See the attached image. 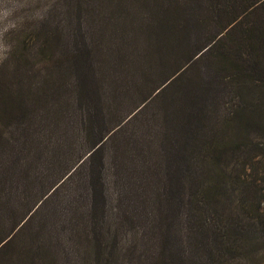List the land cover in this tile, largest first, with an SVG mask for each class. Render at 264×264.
Masks as SVG:
<instances>
[{
	"label": "trees",
	"instance_id": "trees-1",
	"mask_svg": "<svg viewBox=\"0 0 264 264\" xmlns=\"http://www.w3.org/2000/svg\"><path fill=\"white\" fill-rule=\"evenodd\" d=\"M117 5L121 37H108L101 21L80 27L60 59L45 58L37 83L0 87L10 100L0 111V264H59L78 251L92 264H125L137 252L145 261L136 264L240 255L216 203L235 182L241 195L260 190L236 170L264 162V84L252 78L256 93L239 81L238 103L222 112L225 87L214 84L229 85L238 70L248 76L247 49L264 37V0H110L95 2V15ZM46 39L29 58L52 50ZM14 107L30 121L17 131ZM19 189L27 197H14Z\"/></svg>",
	"mask_w": 264,
	"mask_h": 264
},
{
	"label": "rangeland",
	"instance_id": "rangeland-1",
	"mask_svg": "<svg viewBox=\"0 0 264 264\" xmlns=\"http://www.w3.org/2000/svg\"><path fill=\"white\" fill-rule=\"evenodd\" d=\"M109 1L103 0L106 3ZM95 2L103 5L101 0H0V87L2 92H7L8 83L18 85L23 81L22 79H25L26 83L29 84H32L34 81L37 83L45 67V58H49L54 53L60 59V56L63 54L61 53L62 45H64L67 38L71 42L75 41V37H79L80 27L83 30L86 29V32L89 27L91 31L98 28L97 24L101 21L103 24L106 23L108 37H121L122 27L120 23L117 22L115 26L112 23L118 19L123 21L125 15L124 9L117 5L114 12L112 11L114 9L110 8V6L106 8L102 7V15L104 17L101 18V16L95 15ZM247 21L249 22L246 28L251 27L252 21ZM45 37L54 38L51 42L52 50L46 53L40 51L41 54L39 56H34L33 59L29 58L30 49L40 47L44 44V41L49 42V39L45 40ZM234 37H251V35L237 31L234 33ZM263 38L259 44L256 43L250 50L247 49V52L250 51V53L245 56L248 62L244 71L247 72L248 76L238 70L227 76L225 81H228L230 86L225 83L219 86L214 84L218 92L219 87H225L220 91L222 95V108L220 112L224 111L226 107L234 106L238 103V95L242 93L238 86L239 81H242L241 85L245 82L256 93H259L258 89H256L258 87H255L252 82V78H258L264 84V63L262 62L264 60ZM206 63L207 61L205 60L200 62L199 66L203 69L202 71H204ZM56 67L54 70L60 73V69ZM60 68L63 70L64 67L60 65ZM68 69L71 70L72 65ZM198 71L199 68L196 66L191 70V75L197 74ZM207 76L209 80L210 78L211 80L216 78L213 72H208ZM218 81L219 79L216 78L215 83H218ZM37 87H40V85ZM259 88L262 89L261 86ZM180 91V87L175 88L176 97H179ZM246 95L250 96L247 92ZM9 102L10 100L6 98V95L1 94L0 111ZM44 103L42 101L34 104L33 109L42 110ZM21 114L20 108H13L11 122H13L15 131L18 128L20 130L24 124L30 122L22 120ZM35 123L39 124V122ZM45 125L49 127V130L51 129L49 124ZM43 133L45 134L46 132ZM238 167L239 169L236 170L237 175L241 176V178L253 180L255 185H257L256 187L260 190L252 193L246 189L248 193L241 195L239 192L240 185L238 182H235L230 184L227 191L219 197L216 206L220 212H224L228 216L224 217V220L230 222L235 227L233 239L236 240L240 248L239 256L223 264H264V162L254 163L253 166L246 167V175L243 173L244 168ZM131 176L138 179L134 171L131 173ZM16 195L14 196L16 198L27 197V194H23L22 189H19ZM250 200H253L252 202L255 203L256 207L260 208L263 213L262 216L255 217V211L251 210L253 204L250 203ZM135 237L138 244L143 243L144 239L142 235L138 234ZM135 237L131 235L132 242H130L129 236L126 243H124L127 251L133 243H136L133 240ZM142 249L144 248L139 246L138 251ZM145 252L150 251H142V256ZM139 255L140 252L130 256L126 254L128 258L125 259L127 260L125 264H136L139 259L144 260L143 257L139 258ZM86 260L78 251L77 256L76 254H70L64 257V260L60 261L59 264H92ZM51 262L54 263V259L48 258L47 264H52Z\"/></svg>",
	"mask_w": 264,
	"mask_h": 264
}]
</instances>
